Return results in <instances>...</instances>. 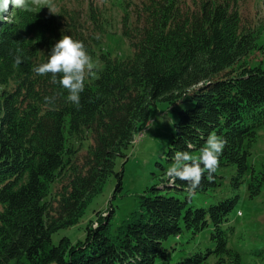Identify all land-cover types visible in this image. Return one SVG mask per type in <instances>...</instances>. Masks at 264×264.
Segmentation results:
<instances>
[{
	"label": "trees",
	"instance_id": "1",
	"mask_svg": "<svg viewBox=\"0 0 264 264\" xmlns=\"http://www.w3.org/2000/svg\"><path fill=\"white\" fill-rule=\"evenodd\" d=\"M246 1H118L121 34L133 50L125 59L105 50L115 17L99 6L55 11L29 0L31 11L10 7L8 19H0V264H241L228 245L236 232L231 215L245 183L251 200L264 190V163H250L264 129V61H248L260 47L264 16L247 20L240 10ZM61 35L82 41L96 65L79 106L51 74L34 71ZM158 102L187 105L155 163L159 183L138 195L118 227L113 211L100 212L84 238L55 244L54 235L79 225L113 176L117 191L123 188L117 160L127 157L138 124L150 121ZM212 133L227 141L212 177L205 172L191 194L187 182L169 183L174 154L199 157ZM222 167L235 168V194L194 203L220 186ZM208 228L210 246L171 263V238Z\"/></svg>",
	"mask_w": 264,
	"mask_h": 264
},
{
	"label": "rangeland",
	"instance_id": "2",
	"mask_svg": "<svg viewBox=\"0 0 264 264\" xmlns=\"http://www.w3.org/2000/svg\"><path fill=\"white\" fill-rule=\"evenodd\" d=\"M118 1L123 0H52L53 7L44 6L55 11L64 7L87 12L92 3L103 11L107 10L109 15L115 17V21L114 27L105 39V50L112 57L125 59L133 54V50L121 34L122 9L119 8ZM139 1L134 0V2ZM240 10L247 20L257 23L259 17L264 16V0H248L240 5ZM259 44L260 47L248 58L252 65L264 61V35ZM186 106L179 104L171 107L165 102H158L157 106L152 107L150 121L138 124L134 143L126 150L127 157L117 160L116 171L124 170L123 188L117 191L118 178L113 176L104 191L91 202L79 225L54 235L55 244H58L64 236L70 237L74 242L84 238L87 224L100 212L113 211L114 228L130 216L137 208L138 195L159 183L154 176L157 171L155 163L165 157L164 152L169 143L173 122L177 119L179 111ZM250 163L259 168L264 163V129L254 146ZM234 171V167L218 169V174L222 176L220 186L216 190L196 195L194 203L207 206L232 197L235 192L230 179ZM239 196V201L231 215V225L236 228V232L231 236L228 245L240 252L241 264H264V190L258 198L251 200L245 183L239 191ZM211 233L212 230L208 228L196 236L185 231L180 238H171L168 242L171 263L187 258L199 247L205 249L210 246Z\"/></svg>",
	"mask_w": 264,
	"mask_h": 264
},
{
	"label": "clouds",
	"instance_id": "3",
	"mask_svg": "<svg viewBox=\"0 0 264 264\" xmlns=\"http://www.w3.org/2000/svg\"><path fill=\"white\" fill-rule=\"evenodd\" d=\"M31 5L54 6L52 0H31ZM10 7L32 10L29 0H0V19H8ZM17 52L15 63L19 65L23 60L19 49ZM95 67L93 58L82 41L74 40L70 35H61L49 51L47 62L38 64L34 71L39 76L51 74V83L59 84L66 89L67 100L79 106L85 78L95 75ZM44 100L46 104H51L54 103L55 97H45ZM226 144L224 138L212 133L207 137L205 146L200 149L199 157H194L189 151H177L173 157V164L166 170L169 183L174 184L177 179L187 182L189 193H194L201 185L205 172L211 178L216 171L219 157ZM187 147L191 148L192 145L188 144Z\"/></svg>",
	"mask_w": 264,
	"mask_h": 264
}]
</instances>
